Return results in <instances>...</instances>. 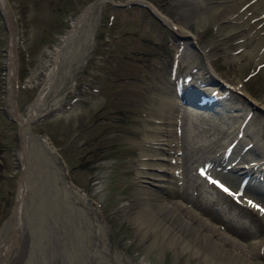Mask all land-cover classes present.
<instances>
[{"label": "rangeland", "instance_id": "1", "mask_svg": "<svg viewBox=\"0 0 264 264\" xmlns=\"http://www.w3.org/2000/svg\"><path fill=\"white\" fill-rule=\"evenodd\" d=\"M6 1L17 35V81L11 99L5 75L10 31L0 3V229L21 200L5 264H199L189 250L150 244L153 229L144 232L128 213L140 150L153 147L140 135L153 133L167 98L186 76L198 91L222 94L224 107L219 112L179 103L177 162L183 174L177 191L162 193L185 198L242 241L264 235L255 208L205 171L207 157L237 135L238 122L264 135V59L242 54V46L233 49V59L228 56L215 24L187 12L186 0H148L172 25L143 4L103 0L88 55L73 75L62 69L48 83L53 50L90 0ZM47 85L42 113L28 123L23 165L14 104L23 113ZM164 150L157 147L159 158ZM261 254L254 256L256 264Z\"/></svg>", "mask_w": 264, "mask_h": 264}, {"label": "bare ground", "instance_id": "2", "mask_svg": "<svg viewBox=\"0 0 264 264\" xmlns=\"http://www.w3.org/2000/svg\"><path fill=\"white\" fill-rule=\"evenodd\" d=\"M102 2L103 0H95L83 9L77 17L73 18L72 27L62 36L60 43L52 52L53 67L48 75V83L62 69L67 70L65 72L68 74L67 77L73 75V68L83 62L88 55L92 44L91 39L98 8ZM0 3L1 11L10 31V48L6 55L5 75L7 92L9 91V95L13 99L14 87L17 81L14 67V48L17 35L16 29L13 28L14 19L8 9L7 1L0 0ZM149 6L168 24H173L172 19L156 6L150 2ZM185 9L191 14L194 10V14H196L195 12L199 13L198 20L215 24L219 40L226 48L227 55L232 59L234 58L232 54L235 53L233 49L237 46H242V54L247 51L251 56H254L256 62L264 59V0H186ZM205 71L209 73L208 68ZM211 74L209 73V75ZM185 79L183 78L181 82H184ZM48 85L27 106L23 113H18L14 104V115L20 126L21 153L19 159L23 165L26 161V152L24 153V151L27 150L26 146L31 139L28 123L36 115L42 113L43 109H40V105L44 102V92ZM198 94L202 97L206 94V91L201 89L199 92L197 87L190 84V87L184 92L187 100H181L176 88L174 94L167 98L169 105L164 112L165 116L162 115L159 120L160 123L152 127L154 129L153 133L140 135L142 141L148 142L153 147L152 150L142 147L140 153L138 152L140 159L137 161L138 168L136 174H134L137 177V184L133 191V200L128 203L130 205L128 213L135 219L139 228L143 227L144 232L153 229L154 235L150 244L157 241L158 244H169L174 248L178 246L181 250H189L191 255L197 257L199 264L201 262L208 264H256L253 258L261 252L263 259L260 260L259 264H264V235L260 239L242 241L237 235L227 234V231L221 230L215 221L213 222L212 219L188 206L186 201L183 200L185 198L176 199L162 193L163 191H177L176 183L183 174L177 162L181 156L178 154L180 145L179 138L177 139V126H175L178 122L179 103L183 101L191 105L189 99L195 100ZM197 99H199V96ZM220 100H223V98ZM220 100L217 104L219 107H216V103L214 105V109H218L219 112L220 108L224 107ZM260 104L264 107V99L261 100ZM241 123L235 124V129L238 130L237 135H233V138L226 142L225 147L217 155L207 157L210 165L205 171L209 176L221 179L223 186L231 192L233 197L245 201L246 205L251 201L252 203L249 205L252 207L258 205L259 207L253 208L264 220V211H261V209H264V135L249 133V130ZM157 147L166 150H164L166 152L164 157L159 158L158 151H156ZM244 175L248 178L241 187L240 181ZM24 178L23 176L20 181L19 190L23 189ZM238 188H241L240 192L236 191ZM19 199L20 196H18L17 204L11 216L4 221L0 229V264H5L11 245L8 243L9 239L15 236L17 230ZM193 221L200 222V225ZM229 227L231 226H228V229ZM144 232L143 234H145ZM157 236H159V239H157ZM107 249L109 250V248ZM103 251L105 250L103 249Z\"/></svg>", "mask_w": 264, "mask_h": 264}, {"label": "water", "instance_id": "3", "mask_svg": "<svg viewBox=\"0 0 264 264\" xmlns=\"http://www.w3.org/2000/svg\"><path fill=\"white\" fill-rule=\"evenodd\" d=\"M95 0H90L79 12H78V14L77 15H79L81 12H82V10L87 6V5H89V4H92L93 2H94ZM128 3H140V4H143V5H145L155 16H157V18H159L162 22H165L158 14H156L151 8H150V6H149V3H148V1L147 0H125V1H123V2H119L118 4L119 5H121V6H123V5H126V4H128ZM76 15V16H77ZM93 35H94V33H93ZM92 38H93V36H92ZM91 41H92V39H91ZM89 48V47H88ZM181 96H182V98L183 99H187L183 94H181ZM191 101V100H190ZM13 207V206H12ZM11 211H12V209H11ZM2 224V223H1ZM1 226V225H0Z\"/></svg>", "mask_w": 264, "mask_h": 264}, {"label": "snow or ice", "instance_id": "4", "mask_svg": "<svg viewBox=\"0 0 264 264\" xmlns=\"http://www.w3.org/2000/svg\"><path fill=\"white\" fill-rule=\"evenodd\" d=\"M225 191H227V189H224ZM252 202L249 201V204H251ZM253 207H259L258 205H253ZM261 211H264V209H261Z\"/></svg>", "mask_w": 264, "mask_h": 264}]
</instances>
